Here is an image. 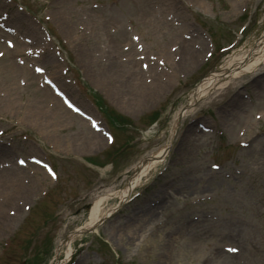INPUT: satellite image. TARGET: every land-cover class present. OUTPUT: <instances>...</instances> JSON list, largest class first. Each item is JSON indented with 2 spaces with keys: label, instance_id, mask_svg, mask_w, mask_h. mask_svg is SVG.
Returning <instances> with one entry per match:
<instances>
[{
  "label": "rangeland",
  "instance_id": "1",
  "mask_svg": "<svg viewBox=\"0 0 264 264\" xmlns=\"http://www.w3.org/2000/svg\"><path fill=\"white\" fill-rule=\"evenodd\" d=\"M34 1L33 17L22 0H0L7 23L30 29L36 39L46 24L55 27L70 50L58 67L45 56L28 57L22 64L17 54L12 61L9 51L0 60V264H22L37 249L45 253V264L56 263L58 243L84 221L94 195L120 187L131 163L170 141L174 115L192 86L230 50L264 32V0ZM232 43L229 51L218 50ZM141 62L148 67L141 68ZM34 65L58 78L88 118L65 107L47 85L40 88L42 75ZM65 66L69 69L63 74ZM22 76L27 85L18 88ZM96 98L129 119L113 130L120 148L129 143L116 154L113 168H88L80 159L106 161L117 147L102 129L89 125L92 117L107 128L93 104ZM262 111V65L198 100L182 118L161 174H151L140 196L100 227L110 248L98 235L76 239L74 261L67 264H264ZM37 117L41 137L27 131ZM150 117L157 126L148 131ZM31 156L49 161L56 177ZM211 162L221 167L211 169ZM10 238L14 248L10 245L4 254ZM233 248L237 251H229Z\"/></svg>",
  "mask_w": 264,
  "mask_h": 264
},
{
  "label": "bare ground",
  "instance_id": "2",
  "mask_svg": "<svg viewBox=\"0 0 264 264\" xmlns=\"http://www.w3.org/2000/svg\"><path fill=\"white\" fill-rule=\"evenodd\" d=\"M264 66V32L262 35L253 40L246 46L240 47L237 50L231 51L222 61V63L216 67V69L205 76L197 85L188 93V101L186 105H183L176 111L174 115V128L172 134H174L175 125L181 116L186 115L191 108H193V102L206 98L209 95L215 93L217 90H221L233 79H240L244 74L256 73L259 71L260 66ZM169 142L163 144L158 150L145 156L133 168L132 176L126 177L124 186L119 190L107 189L106 191L99 194L89 210L87 220L79 231L92 227L98 220L113 212V208L119 203L121 205L128 197L130 190L133 187L138 186L143 177L148 174L154 166L161 163L165 158V153L168 150ZM170 147V146H169ZM111 198H116L115 205L109 207L104 212H101L102 204ZM66 241L67 256H69L71 247L70 240Z\"/></svg>",
  "mask_w": 264,
  "mask_h": 264
},
{
  "label": "snow or ice",
  "instance_id": "3",
  "mask_svg": "<svg viewBox=\"0 0 264 264\" xmlns=\"http://www.w3.org/2000/svg\"><path fill=\"white\" fill-rule=\"evenodd\" d=\"M37 71H43V69H37ZM77 111H79L78 109H77ZM20 163H24V161L22 160V161H20ZM213 167H217V165H213ZM49 171H51V170H49ZM55 174L53 173V176H54ZM229 251H233V252H235V251H237V249H229Z\"/></svg>",
  "mask_w": 264,
  "mask_h": 264
}]
</instances>
